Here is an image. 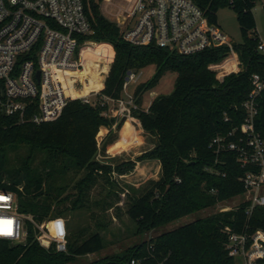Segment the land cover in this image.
<instances>
[{"label": "trees", "instance_id": "1", "mask_svg": "<svg viewBox=\"0 0 264 264\" xmlns=\"http://www.w3.org/2000/svg\"><path fill=\"white\" fill-rule=\"evenodd\" d=\"M195 1L215 24L221 6H229L236 12L243 39L234 43V48L241 70L228 74L223 81L217 79L209 65L223 60L228 46L184 55L154 43L136 45L124 40L118 24L106 17L102 0H84L93 32L81 40L101 42L103 49L100 59H94V66L87 65V90L69 88L70 93L79 95L103 87L104 76L114 60L102 93L118 99L123 96L129 71L154 65V76L135 89L139 109L134 116L147 133L156 136L157 143L136 159L116 165L101 163L97 159L98 133L103 126L111 129L103 139L106 150L116 138L113 126L120 130L126 119L106 116L108 104L86 103L82 99L70 100L54 121L19 124L16 117L3 118L0 189L15 192L19 211L32 220H26L24 243L0 239V264H132L133 260L136 264H240L229 254V235L225 229L250 233L264 229V206L256 207L251 215L245 202L228 211L217 209L128 246L121 253L106 252L91 262L84 257L106 249L104 237L98 231L83 240L79 233L68 231L66 251H58L55 243L45 247L37 238V224L63 217L66 211L87 204V190L100 171L106 175H126L145 162L160 164L159 178L150 179L144 190L130 199L128 214L137 224V235L160 231L184 216L214 210L220 204L229 205L242 196L245 188L241 176L249 167L237 162L234 151L217 159L210 143L217 135L242 124L247 114L243 104L252 89L251 77L259 73L264 78V53L258 48L261 40L249 33L256 27L253 11L256 0ZM168 72L177 76L173 92L158 95L147 109L142 108L144 94ZM74 76V72L63 73L62 84L68 86V78ZM258 103L256 129L264 137V91ZM226 117L229 119L225 120ZM23 148H27L25 155L21 154ZM38 152L43 154L39 163ZM142 169L137 171L143 173ZM80 171L85 174L75 183L77 195L63 196L68 184L57 185L58 182H63L69 173Z\"/></svg>", "mask_w": 264, "mask_h": 264}, {"label": "built area", "instance_id": "2", "mask_svg": "<svg viewBox=\"0 0 264 264\" xmlns=\"http://www.w3.org/2000/svg\"><path fill=\"white\" fill-rule=\"evenodd\" d=\"M103 3L115 6L108 12L114 16L112 19L128 42L154 43L184 55L225 45L229 47L227 55L222 61L210 64L209 69L216 73L219 81L241 70L234 42L218 24L211 22L195 0H102ZM92 32L84 0H0V127L5 117H16L19 124L54 121L72 99L99 102L102 106L108 104L106 116L117 120L125 118L134 125H141L134 116V111L139 109L134 94L113 99L102 93L103 83L101 88L74 95L59 82L63 73L85 69L83 54L87 42L92 40L82 41L81 37ZM258 48L264 53L262 41ZM140 76L129 71L123 91L128 90L130 80L138 82ZM68 81L78 90L88 83L87 78L82 81L68 78ZM251 83L252 89L243 104L247 113L245 120L228 133L217 135L210 143L217 159L225 152L234 151L237 162L249 167L241 176L245 191L243 200L239 201L248 204V215L256 207L264 206V137L257 131L255 121L264 78L254 73ZM233 207L220 204L218 210L228 211ZM27 219L32 220L19 211L17 194L0 189V239L24 243ZM37 227V238L43 246L55 243L58 251L67 250L69 230L63 217L37 224ZM225 231L229 235L230 256L240 264H264V229L250 233L227 227ZM132 264L136 262L133 260Z\"/></svg>", "mask_w": 264, "mask_h": 264}, {"label": "rangeland", "instance_id": "3", "mask_svg": "<svg viewBox=\"0 0 264 264\" xmlns=\"http://www.w3.org/2000/svg\"><path fill=\"white\" fill-rule=\"evenodd\" d=\"M101 8L106 17L115 21L112 19L114 16L108 12L110 9L114 10V5L105 6L103 3L101 4ZM253 11L256 18V27L250 30L249 33L251 35L255 34L262 42H264V0H256ZM217 17L218 26L221 28V30L234 43L242 42L243 35L237 20L236 12L229 6H221L218 10ZM94 42L98 45H102L101 42ZM84 60L85 63L88 64V67L91 68L94 66V59L89 57L87 60L84 57ZM112 63L109 66L108 73L104 76V85V80H106L109 74ZM134 72L140 73V79L138 82L130 80L128 90L123 91L124 97H127L128 93L134 94L135 89L139 84L150 80L154 76L155 66L151 65ZM81 75L82 70L76 72L73 78H79ZM176 77V74L173 72L164 74L159 80V83L156 86L150 88L144 94L142 108L147 109L152 102V99L158 95L171 94L175 87ZM135 129L138 131V134L134 139L135 142L131 139L129 133H126L124 129L121 131V137L120 131H115L116 137L118 135L117 138H120L117 142H132L130 143L131 146L129 145L125 150L118 152L116 149H114L113 145L110 147L107 146L106 150L103 149V139L105 138L106 131L101 128L102 131L98 133L99 154L97 155V159L101 163L116 165L122 161L136 159L137 155H140L141 153L143 154L144 151L153 148L157 143L156 136L147 133L142 128V125L135 124ZM26 153L27 148H23L21 150V154L25 155ZM42 156L43 154L41 152L36 154L37 163H39V161L42 159ZM144 164L145 166L143 168V173H140L137 171V169H135L134 172L126 175H119L117 173L106 175L100 171V173L96 176L95 182L92 184L91 189L87 190V204L75 210H68L63 215V218L67 222L69 232L75 234L79 233L81 240L87 238L91 233L96 231L100 232L104 237L106 249L99 253L85 256L84 260L86 262H91L106 252L121 253L128 246L139 243L146 238L149 239L152 236H157L163 231H169L178 228L194 221L196 218H198V216L203 217L206 214L218 209L217 207L214 210H206L196 214L184 216L168 224L160 231H151L146 234L137 235V224L130 218L128 214V208L131 204L130 199L132 196L138 195L140 192H142L150 179H157L161 175V166L158 162H145ZM84 174L85 171L76 173L71 172L64 178L65 180L63 182H58L57 185H62L65 183L68 184V188L64 192L63 196L69 193H71L72 196L77 195L78 189L75 188V183L80 180ZM242 200L243 197L240 196L229 204L232 206H237L240 203L239 201Z\"/></svg>", "mask_w": 264, "mask_h": 264}, {"label": "bare ground", "instance_id": "4", "mask_svg": "<svg viewBox=\"0 0 264 264\" xmlns=\"http://www.w3.org/2000/svg\"><path fill=\"white\" fill-rule=\"evenodd\" d=\"M102 47L101 45H98L96 44L94 41H88L87 42V47H85V50H84V54H83V57H85V59H87L88 57H90L91 59H100V52L102 51ZM85 69L82 70V75L81 77H79L82 80H84L86 78V70H87V63H85ZM81 71V70H80ZM79 72V71H78ZM76 73V72H74ZM60 78V77H59ZM58 78V79H59ZM72 81V80H71ZM59 82H61V78L59 79ZM74 88L73 85H68L67 88ZM68 88V89H69ZM85 90H87V86L84 87ZM125 130L126 133H129V135L131 136V139L135 142V137L137 136L138 134V131L134 129L133 125L131 124V121H127L125 123V125L123 126L122 130ZM130 139V138H129ZM132 143V142H130ZM129 142L127 143V141H124V142H117L113 145L114 149H116L118 152H121L123 150H125L129 145L131 146ZM130 149V148H129ZM46 244L48 245L49 242L46 241Z\"/></svg>", "mask_w": 264, "mask_h": 264}, {"label": "crops", "instance_id": "5", "mask_svg": "<svg viewBox=\"0 0 264 264\" xmlns=\"http://www.w3.org/2000/svg\"><path fill=\"white\" fill-rule=\"evenodd\" d=\"M263 43H264V42H263ZM126 122H127V121H125V123H126ZM125 123H124V125H125ZM131 124L133 125V127H134V129H135V125H134L132 122H131ZM124 125H123V126H124ZM123 126L121 127L120 130H117V129L115 128V125L113 126V131H114V132H115V131H120V137H121V131H122ZM102 129L106 131L105 136H106V135L110 132V130H111L110 128H108V127H106V126H103ZM135 130H136V129H135ZM117 137H118V135H117ZM117 137L115 138V140H114L113 142H111V143L108 145L109 147L112 146V145H114L117 141H119L120 138L118 139ZM144 152H145V151H144ZM141 154H142V153H141ZM141 154H140V155H141ZM140 155H137V157L140 156ZM149 162H152V161H149ZM141 166H143V167H141ZM144 166H145V165H141V164H139V165L137 166V170H138L139 168H144ZM142 170H143V169H142Z\"/></svg>", "mask_w": 264, "mask_h": 264}]
</instances>
